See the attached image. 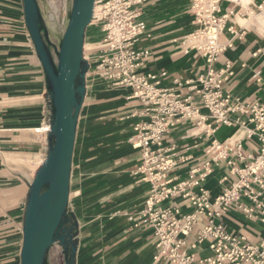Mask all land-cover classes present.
Returning <instances> with one entry per match:
<instances>
[{"label":"crops","instance_id":"crops-1","mask_svg":"<svg viewBox=\"0 0 264 264\" xmlns=\"http://www.w3.org/2000/svg\"><path fill=\"white\" fill-rule=\"evenodd\" d=\"M260 2L220 0L219 14H228L221 38L232 46L211 65L181 47L183 37L196 27L191 0H142L134 4L146 26L135 48L149 51L140 72L157 75L156 85L162 89L187 95L190 81L195 84L198 75L228 60L232 74L223 90L243 103L264 104V10H257ZM45 21L49 34L59 42L61 32L52 19L51 23L50 19ZM99 31L98 23L90 24L83 45L90 46L87 56L83 48L89 66L77 119L67 204V225L73 229L72 264H167L165 259L155 258L152 228L134 226L128 219L143 208L149 188L135 173L141 161L140 149L128 141L138 120L132 111L140 109L141 104L129 98L128 88L112 86L94 73L97 47L92 46L101 38ZM192 98L193 105L199 106V97L193 94ZM230 117L247 121L248 115L234 112ZM50 118L46 78L24 21L22 0H0V264H20L29 185L46 155ZM212 140L229 146L241 141L243 158L229 152L214 162ZM162 145L176 159L188 157L167 170L169 177L185 178L190 167L210 161L211 172L204 187L214 197L236 179L231 167L243 166L249 156L258 153L260 141L256 134L246 136L240 126L219 124L206 135L194 120H181L162 135ZM23 157L38 158L36 168L15 161ZM241 202L249 203L245 198ZM171 203L183 213L191 210L181 197L172 198ZM220 220L227 231L243 235L252 243L264 239V222L248 217L235 205ZM205 221V217L199 218V223ZM192 240L191 236L186 238L187 251L198 257L210 253L203 247H189ZM51 254L65 264L60 245L49 248L47 264Z\"/></svg>","mask_w":264,"mask_h":264},{"label":"built area","instance_id":"built-area-1","mask_svg":"<svg viewBox=\"0 0 264 264\" xmlns=\"http://www.w3.org/2000/svg\"><path fill=\"white\" fill-rule=\"evenodd\" d=\"M141 1L95 0L91 21L99 24L101 34L94 73L112 86L128 88L129 98L141 104L140 109L132 111L138 120L128 141L140 149L141 161L135 173L141 175L149 188L143 208L128 215V219L134 226L152 228L156 238L155 258L161 257L167 264H264V239L252 243L243 235L227 231L220 220L235 205L248 217L264 222V104L243 103L223 90V84L232 74L228 60L219 68L209 67L198 75L195 84L190 81L187 95L162 89L156 85L157 75L141 73L143 59L149 55L147 49L135 48L146 32L144 21L133 8ZM190 8L196 27L183 37L181 47L184 52L194 51L211 65L232 46L229 40L221 38L228 14H219L220 0H191ZM257 10H264V0L257 5ZM66 24L65 20L59 28L61 34ZM45 26L49 29L46 23ZM227 30L231 31V27ZM48 38L54 45H50L53 52L58 44L49 34ZM193 94L199 97V106L193 105ZM234 112L247 114V121L239 117L232 119L230 113ZM181 120H194L206 135L219 124L240 126L248 137L257 135L258 153L249 156L243 166L231 167L236 179L219 195L211 197L204 187L211 172L210 161L190 167L185 178L167 176V170L178 160L188 159L186 156L174 158L169 148L162 145V135ZM241 147V141L229 146L212 140L210 149L216 152L212 159L217 162L229 152L242 159ZM177 196L188 201L190 211L183 213L171 203ZM242 198L249 203L241 202ZM200 217L206 221L199 223ZM188 236L193 238L189 247H203L210 253L198 257L187 251Z\"/></svg>","mask_w":264,"mask_h":264},{"label":"water","instance_id":"water-1","mask_svg":"<svg viewBox=\"0 0 264 264\" xmlns=\"http://www.w3.org/2000/svg\"><path fill=\"white\" fill-rule=\"evenodd\" d=\"M23 16L43 69L51 103L46 155L29 185L22 224L20 264H47L49 248H63L72 264V227L67 225L69 179L78 114L86 94L88 62L83 56L85 31L95 0H71L58 47L52 52L37 0H22Z\"/></svg>","mask_w":264,"mask_h":264},{"label":"rangeland","instance_id":"rangeland-1","mask_svg":"<svg viewBox=\"0 0 264 264\" xmlns=\"http://www.w3.org/2000/svg\"><path fill=\"white\" fill-rule=\"evenodd\" d=\"M37 1H38V4H40L41 6L43 17L44 16L46 17V18H43L44 24L46 23L45 19L48 21L47 15L50 12L52 16V21L54 22V25H55V29L59 31L60 30L59 28L61 27L62 23L65 20L66 21L68 20L71 0H37ZM47 31H48V34L49 32H51L49 29H47ZM49 35L53 42H55L56 44L59 43L58 41L53 39V34L50 33ZM97 46L98 45L95 44L92 47L96 48ZM89 47H90L89 45L84 46V50L86 51V54H85L86 56H87V51L90 49ZM50 49L52 48L50 47ZM15 161L16 162L19 161V163L27 164L30 166L31 169H35L36 164L38 163V158H36V160L35 159L33 160L31 158L23 157ZM54 247L55 246H53L52 251L56 249ZM48 264H64V262L62 261V259L60 261H57V257L51 254L50 262Z\"/></svg>","mask_w":264,"mask_h":264},{"label":"bare ground","instance_id":"bare-ground-1","mask_svg":"<svg viewBox=\"0 0 264 264\" xmlns=\"http://www.w3.org/2000/svg\"><path fill=\"white\" fill-rule=\"evenodd\" d=\"M44 5V4H43ZM39 7H40V5H39ZM40 10H41V8H40ZM44 10V9H43ZM41 14H42V11H41ZM42 17H43V14H42ZM43 18H46L45 16L43 17ZM47 19L49 20L50 19V23H51V19H52V16H51V13L49 12L48 13V15H47ZM46 20V19H45ZM46 25H47V23H46ZM84 48V47H83ZM48 131H49V126H48V129H47V135H48Z\"/></svg>","mask_w":264,"mask_h":264}]
</instances>
